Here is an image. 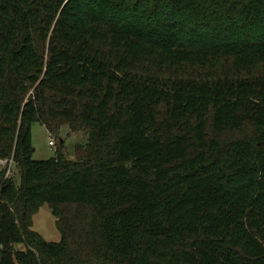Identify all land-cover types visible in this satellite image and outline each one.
I'll return each mask as SVG.
<instances>
[{
  "label": "trees",
  "instance_id": "trees-1",
  "mask_svg": "<svg viewBox=\"0 0 264 264\" xmlns=\"http://www.w3.org/2000/svg\"><path fill=\"white\" fill-rule=\"evenodd\" d=\"M0 160V264H264V0H0Z\"/></svg>",
  "mask_w": 264,
  "mask_h": 264
},
{
  "label": "rangeland",
  "instance_id": "rangeland-1",
  "mask_svg": "<svg viewBox=\"0 0 264 264\" xmlns=\"http://www.w3.org/2000/svg\"><path fill=\"white\" fill-rule=\"evenodd\" d=\"M60 139L63 141V151L67 158H74V145L85 143L86 134L83 131L70 132L67 126L60 128L57 135L49 134L46 127L41 123H33L31 125V144L34 148L32 158L35 160H43L56 155V151L60 144ZM52 144H49V141ZM5 161L1 162L4 164ZM1 168V165H0ZM9 168L14 174V178L18 181V174L13 163H9ZM32 228L39 232L47 241L57 242L60 239L59 231L55 226L54 217L50 213L47 204L39 207L38 211L32 216ZM21 247V245H17Z\"/></svg>",
  "mask_w": 264,
  "mask_h": 264
},
{
  "label": "built area",
  "instance_id": "built-area-1",
  "mask_svg": "<svg viewBox=\"0 0 264 264\" xmlns=\"http://www.w3.org/2000/svg\"><path fill=\"white\" fill-rule=\"evenodd\" d=\"M49 144H52V141L51 140L49 141ZM9 174H10V171L7 170L5 175L8 176Z\"/></svg>",
  "mask_w": 264,
  "mask_h": 264
},
{
  "label": "crops",
  "instance_id": "crops-1",
  "mask_svg": "<svg viewBox=\"0 0 264 264\" xmlns=\"http://www.w3.org/2000/svg\"><path fill=\"white\" fill-rule=\"evenodd\" d=\"M4 161V160H3ZM2 160H0V165H3V164H1V162H3ZM5 163V162H4ZM10 163V162H9Z\"/></svg>",
  "mask_w": 264,
  "mask_h": 264
},
{
  "label": "water",
  "instance_id": "water-1",
  "mask_svg": "<svg viewBox=\"0 0 264 264\" xmlns=\"http://www.w3.org/2000/svg\"><path fill=\"white\" fill-rule=\"evenodd\" d=\"M60 142H62V139H60Z\"/></svg>",
  "mask_w": 264,
  "mask_h": 264
}]
</instances>
